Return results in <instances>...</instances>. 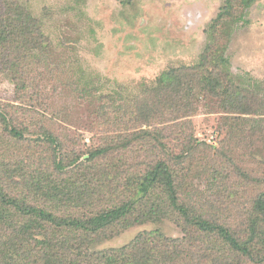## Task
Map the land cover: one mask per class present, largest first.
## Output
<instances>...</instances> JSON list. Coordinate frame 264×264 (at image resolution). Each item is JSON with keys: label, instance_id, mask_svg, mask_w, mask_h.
Returning <instances> with one entry per match:
<instances>
[{"label": "rangeland", "instance_id": "374dc122", "mask_svg": "<svg viewBox=\"0 0 264 264\" xmlns=\"http://www.w3.org/2000/svg\"><path fill=\"white\" fill-rule=\"evenodd\" d=\"M19 1L40 21L41 39L49 42L51 53L47 62L32 66L26 87L17 88L11 72L0 73V111L24 135L14 138L0 121V182L6 196L22 205L28 201L55 208L42 191L49 177L61 173L52 162L62 153L66 165L79 162L80 167L58 178L77 185L81 179L93 189L84 207L71 210L73 217L89 222L109 209L111 200L114 205L138 203L135 214L128 213L102 234L91 236L86 228L77 227L61 236L56 227L0 203L15 226L26 221L20 238L9 242L19 262L107 264V252L126 248L148 233H158L163 241L178 240L181 248L187 235L190 243L197 244L194 231L170 208L163 189L141 199L143 193L136 197L126 182L161 162L173 169L178 196L192 212L202 210L213 221L242 223L254 197L264 192V185L253 184L255 179L264 181V123L262 129L255 125L264 116L230 114L216 100L210 99L208 107L200 100L201 107L190 117L170 121L166 116L165 122H151L148 127L163 136L155 138L163 142L161 146L150 150L136 141L115 152L106 150L113 137L144 126L118 122L119 114H107V105L116 97L137 112L138 97L163 73L196 65L208 43L205 31L226 0ZM232 6L224 20L225 33L219 31L216 37L227 47L236 83L264 82V0H233ZM107 175H112L108 182ZM13 181L22 189L13 190ZM138 215L140 222L135 220ZM57 235L58 242L45 249ZM22 249L27 253L20 255ZM188 256L173 264H221L194 248Z\"/></svg>", "mask_w": 264, "mask_h": 264}, {"label": "trees", "instance_id": "16d2710c", "mask_svg": "<svg viewBox=\"0 0 264 264\" xmlns=\"http://www.w3.org/2000/svg\"><path fill=\"white\" fill-rule=\"evenodd\" d=\"M242 1L247 3L250 0ZM226 2L227 5L221 9L205 31L208 35V43L196 65L163 73L154 87L144 90L138 97L140 103L137 102L135 105L137 112L131 111L128 106L121 105L115 97L112 103L107 105V114H119L118 122L124 120L125 123L139 122L144 125L143 127H148L152 121L164 120L165 122L163 118L166 116L171 117L170 121L190 117L201 107L200 100L205 107H208L209 100L213 99L219 102L218 105L226 113L245 117L264 116V82L236 83L231 72L230 61L226 56L227 47L222 45L216 37L219 31L225 33L224 20L233 10V0H226ZM39 23L40 21L33 17L23 2L0 0V73L11 72L17 88L26 87L30 80L29 74L32 66L47 62V55L51 53L49 42L41 39L43 33H41ZM187 73L189 75L186 76ZM148 94H152L153 98L147 99ZM121 102H124L123 99ZM124 104L128 105L127 102ZM139 113L143 114L142 118ZM245 117L240 118L246 123L248 120ZM0 121L14 138L24 137L23 132L11 125L12 122L1 111ZM166 122L169 121L166 120ZM256 122L255 125H259L258 128L262 129L260 123H264V118ZM143 127L130 135L119 134L113 137L112 141L107 144L106 150L115 152L116 149L130 147L136 141H142L143 145L150 150L163 144L162 141L155 139L161 136L158 130ZM103 150L97 149V152L102 153ZM61 156L62 153L57 155L52 162L53 167L55 166L61 173H54L55 177H49L42 191L44 195L42 196L46 199L50 198L51 201L47 200L51 206L54 205L57 208V212L54 207L50 210L49 207H37L28 201L22 205L15 199H8L1 182L0 203L9 206L12 204L19 214L56 227L61 231V236L73 227L86 228L90 236L95 233L102 234L106 228L111 227L128 213L137 212V200L125 203L123 201L121 205H114L111 200V207L92 217L89 222L73 217L72 211H78L92 198L93 189L81 179H79L81 185H77V183H69L66 179L58 178L80 167L79 162L66 165ZM82 172H84L83 169L79 171V174ZM111 176L107 175V182L112 179ZM126 182L129 187L133 188L136 197L139 193H143L144 196L141 199L153 190L163 189L170 208L186 220L188 226L194 231L198 243L193 245L191 242V244L188 238L190 235H187L185 241L181 240L183 243V248H181L178 240L163 241L158 233L142 234L126 248L107 252L105 258L107 264H173L186 260L191 248H194L195 253L205 251L215 256L221 264H246L248 262V264H264V192L254 197L252 204L243 213L244 216L242 215L244 219L242 223L234 225V223L213 221L202 210L198 214L192 212V209L190 210V207L179 198L173 169L165 162L159 163L139 176L128 178ZM253 184L262 186L264 181L255 179ZM18 186L22 189L19 182L13 181L12 189L16 190ZM28 191L31 192L30 189ZM139 201L140 198H138ZM5 210L8 211L7 208H3V212ZM62 210L72 211L63 215ZM3 212L0 208V216ZM5 212L0 217V264H24L18 261L17 251L9 249V242L14 237L20 238L21 231H24L27 226L26 221L21 220L15 226L11 217L5 215ZM153 212L155 215L158 214L156 210ZM139 216H136V222H140ZM8 221L10 224L7 223ZM59 237L57 235L56 240L54 237L50 238L49 240L52 241L45 249L51 247L52 242L55 245ZM154 242L157 247L153 246ZM158 244L161 245L158 247ZM22 245H28V242H23ZM62 245L61 243L58 246L62 247ZM23 251L27 253L28 249H22L20 255H23ZM45 258L49 259V255L47 254Z\"/></svg>", "mask_w": 264, "mask_h": 264}]
</instances>
